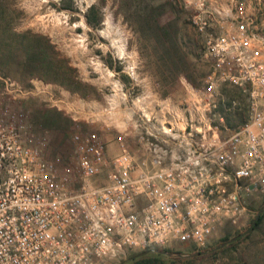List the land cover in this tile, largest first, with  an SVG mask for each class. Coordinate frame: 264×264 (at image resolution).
<instances>
[{
    "label": "built area",
    "instance_id": "built-area-1",
    "mask_svg": "<svg viewBox=\"0 0 264 264\" xmlns=\"http://www.w3.org/2000/svg\"><path fill=\"white\" fill-rule=\"evenodd\" d=\"M189 6L206 63L201 89L179 101L123 92V129L112 141L103 126L75 133L74 164L46 159L21 126L0 118V264L202 250L264 196V0ZM233 88L246 109L228 128L238 104L226 107L223 93Z\"/></svg>",
    "mask_w": 264,
    "mask_h": 264
},
{
    "label": "rangeland",
    "instance_id": "rangeland-1",
    "mask_svg": "<svg viewBox=\"0 0 264 264\" xmlns=\"http://www.w3.org/2000/svg\"><path fill=\"white\" fill-rule=\"evenodd\" d=\"M11 1L15 6V31L48 38L59 56L74 69L73 75L84 84L73 83L70 86L75 90H71L23 71L18 62L0 64V118L21 126L25 139L58 165L74 164L75 133L101 132L103 126V137L110 141L115 138L125 125L129 106L122 99L123 92H129L132 98L144 95L179 101L186 92L202 87L206 63L201 55V38L191 23L189 0H164L171 4L159 16V22L171 32L178 30L177 40L185 58L178 72L161 50L157 30L145 24L141 28L142 7L147 0ZM92 5L98 19L95 27L87 22ZM223 94L226 107L232 106V101L238 104L236 112L227 115L226 126L232 128L245 115L246 99L236 88ZM114 151L110 147L109 152ZM262 205L264 196L252 202L251 212L238 223L220 227L209 246L198 251L215 248L239 235ZM226 235L228 238L223 239ZM155 249L182 254L197 252L181 244ZM134 253L139 252L104 259L98 264H123ZM164 256L160 264H264V217L247 234L211 252L193 257Z\"/></svg>",
    "mask_w": 264,
    "mask_h": 264
},
{
    "label": "trees",
    "instance_id": "trees-1",
    "mask_svg": "<svg viewBox=\"0 0 264 264\" xmlns=\"http://www.w3.org/2000/svg\"><path fill=\"white\" fill-rule=\"evenodd\" d=\"M155 1L147 0L146 5L142 7L141 18L144 20L141 28H145V24L148 28L157 30L161 39V50L172 64L173 70L178 72L185 62L184 54L177 40L178 30L171 32L166 24L159 22V16L171 3L164 0ZM171 6L173 7V5ZM14 7L11 0H0V64L18 62L23 71L49 81L59 82L66 87H71L70 85L73 83L79 86L84 85L73 75L74 69L59 56L48 38L43 35L15 31L13 26ZM95 11L96 7L92 5L87 14V22L93 27L98 25V19L94 16ZM152 12L154 13L152 14ZM70 89L75 90L74 87ZM263 217L264 211L260 214L254 228L258 226ZM227 238L228 235L223 239ZM164 257L163 254L154 251H148L142 255L134 253L123 264H160Z\"/></svg>",
    "mask_w": 264,
    "mask_h": 264
},
{
    "label": "water",
    "instance_id": "water-1",
    "mask_svg": "<svg viewBox=\"0 0 264 264\" xmlns=\"http://www.w3.org/2000/svg\"><path fill=\"white\" fill-rule=\"evenodd\" d=\"M264 209V205H262L256 212V215L254 217V219L252 220V222L250 223V225L243 231L241 232L239 235L237 236H234L228 240H226L225 242L219 244L217 247L215 248H211V249H208V250H204V251H197V252H194V253H190V254H182L180 252H172V251H166V250H161V249H148V250H144V251H141L139 253H137L136 255H142L148 251H154V252H157V253H161V254H164L166 256H178V257H193V256H197V255H200V254H204L206 252H211L213 251L214 249H218V248H221L223 247L225 244H228L230 242H233L235 241L239 236H242V235H245L247 234L253 227L254 225L256 224L257 220L259 219L260 217V214L261 212L263 211Z\"/></svg>",
    "mask_w": 264,
    "mask_h": 264
}]
</instances>
